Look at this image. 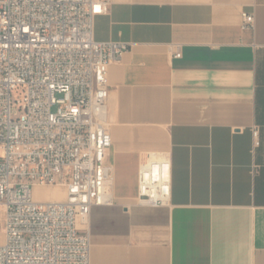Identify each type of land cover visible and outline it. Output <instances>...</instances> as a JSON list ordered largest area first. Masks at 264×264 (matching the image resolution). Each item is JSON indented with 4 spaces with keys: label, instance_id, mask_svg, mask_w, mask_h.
<instances>
[{
    "label": "crops",
    "instance_id": "crops-1",
    "mask_svg": "<svg viewBox=\"0 0 264 264\" xmlns=\"http://www.w3.org/2000/svg\"><path fill=\"white\" fill-rule=\"evenodd\" d=\"M109 1L94 38L130 50L109 67L114 203L82 226L91 264H264V0ZM151 156L171 163L163 206L139 197Z\"/></svg>",
    "mask_w": 264,
    "mask_h": 264
},
{
    "label": "built area",
    "instance_id": "built-area-1",
    "mask_svg": "<svg viewBox=\"0 0 264 264\" xmlns=\"http://www.w3.org/2000/svg\"><path fill=\"white\" fill-rule=\"evenodd\" d=\"M109 9V0H0V264H91L82 226L114 203L109 67L130 50L95 40ZM243 20L254 27L253 15ZM37 188L65 198L37 200ZM171 192L169 159L149 157L141 202L163 206Z\"/></svg>",
    "mask_w": 264,
    "mask_h": 264
},
{
    "label": "rangeland",
    "instance_id": "rangeland-1",
    "mask_svg": "<svg viewBox=\"0 0 264 264\" xmlns=\"http://www.w3.org/2000/svg\"><path fill=\"white\" fill-rule=\"evenodd\" d=\"M34 196L37 200L54 199L58 201H63L65 198V191L62 189L37 188L34 192ZM3 224H4L3 212L0 210V244L3 240Z\"/></svg>",
    "mask_w": 264,
    "mask_h": 264
},
{
    "label": "bare ground",
    "instance_id": "bare-ground-1",
    "mask_svg": "<svg viewBox=\"0 0 264 264\" xmlns=\"http://www.w3.org/2000/svg\"><path fill=\"white\" fill-rule=\"evenodd\" d=\"M52 189H60V188H52ZM56 201H58V200H56ZM1 243H3V240H2V242Z\"/></svg>",
    "mask_w": 264,
    "mask_h": 264
}]
</instances>
